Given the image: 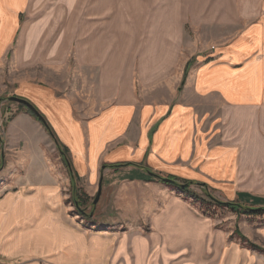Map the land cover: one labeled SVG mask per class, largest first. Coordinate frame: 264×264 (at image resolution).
<instances>
[{"label":"crops","instance_id":"0c3cea01","mask_svg":"<svg viewBox=\"0 0 264 264\" xmlns=\"http://www.w3.org/2000/svg\"><path fill=\"white\" fill-rule=\"evenodd\" d=\"M187 26L201 39L188 41ZM11 51L0 95L44 115L87 194L101 183L100 203L144 214L160 244L168 230L176 240L182 227L205 228L213 252L187 264H264L211 220L183 221L185 199L150 174L264 207V0H0V75ZM12 102L0 264H111L124 235L69 213L70 173L53 166L42 122ZM253 235L264 244V225Z\"/></svg>","mask_w":264,"mask_h":264},{"label":"rangeland","instance_id":"374dc122","mask_svg":"<svg viewBox=\"0 0 264 264\" xmlns=\"http://www.w3.org/2000/svg\"><path fill=\"white\" fill-rule=\"evenodd\" d=\"M186 29L189 34L187 37L188 41L191 40L195 42L196 40L201 39L200 34L197 35L190 26H187ZM11 59L12 51L9 53L6 60L10 61ZM9 61L6 62V65L2 66L0 84L8 81L6 73ZM12 86L13 84H9L7 87L12 88ZM11 96L12 95L8 94L0 95V135L4 140L3 144H5L3 132L7 122L12 116V114L8 113L9 110H11V107L8 106V101L12 102V100L9 99ZM12 103L16 102L13 101ZM48 134L52 140V145L56 146L58 149H56L55 152L50 153L49 157L55 162L53 166L67 177L68 172L70 173V171L65 165V161L61 160L62 154L57 146L59 141L56 135L54 137L49 131ZM161 176L167 177V175ZM77 185L78 199L81 201V209L85 214L82 215L75 206L72 179L70 185L67 186L65 200L66 204L69 206V213L74 216L77 221L90 229L102 231L106 234L118 233L124 235L121 241L122 243L119 244L124 245L123 249L116 252L114 250V259L111 264H187L194 262V256L197 254L195 251L207 256L212 254V243L214 240L211 235L208 237L209 231L205 232V228H202L201 225L199 235L195 234V227H192V225L182 227L183 231L181 230L178 232L180 238L176 240L168 237L169 233L173 234V231L171 232L168 230L166 232L167 235H164L167 242L160 244L157 241L159 238L158 230L151 227L149 220L144 214L133 212L120 213L111 207L108 198H102L104 202L103 204L100 203L102 194L100 195L98 202L95 204L94 200L97 194L90 196L87 194L85 186L78 183V181ZM203 186L205 185L201 183H193L185 190L182 187L172 186L185 199V207H187V209L183 210V221L186 220L190 223L195 215L203 221L209 219L212 221V233L215 234L217 231L224 233L227 243L238 244L242 248H248L259 254H264V244L261 241L256 240L253 235L255 225H264V214H244L240 210H233L226 205L219 204L217 201H232H227L224 198L215 195L213 191L205 189ZM190 213L192 214V218L189 217ZM137 225H141V227H136ZM253 245H256L257 248ZM140 256H144V259L141 260L139 258Z\"/></svg>","mask_w":264,"mask_h":264},{"label":"trees","instance_id":"16d2710c","mask_svg":"<svg viewBox=\"0 0 264 264\" xmlns=\"http://www.w3.org/2000/svg\"><path fill=\"white\" fill-rule=\"evenodd\" d=\"M185 83V79L182 83V86L183 84ZM24 105V104H23ZM30 111L32 112V114L40 121L42 122V124L46 127V129L55 137V134H54V131L52 129V127L50 126V124L48 123V121L46 120V118L44 117V115L41 113L42 117H44V119H42L40 116H38L35 112H33L31 109ZM0 140L2 142V144L4 143V140L3 138L1 137L0 135ZM61 154H62V157L66 163V166L68 167L69 171H70V175H71V179H72V187H73V192H74V195H75V206L77 207V209L79 210V212L84 215L85 212L82 211L81 209V205H80V202L79 199H78V185H77V177L74 173V169H73V166H72V163H71V160L68 156V150L65 146H63L60 142H58L57 144ZM154 177L166 182V183H170V184H173L177 187H181V185L183 184H193V181H181L180 179H178L177 177L175 176H167V177H162L161 175L157 174V173H153ZM184 190L185 189H188L187 188H183ZM217 203L219 204H223V205H226L230 208H232L233 210H240L242 213L244 214H252V215H259V214H264V207H249V206H245V205H242L240 203H235V202H221V201H217ZM255 248H257L256 245H253Z\"/></svg>","mask_w":264,"mask_h":264},{"label":"water","instance_id":"95a60500","mask_svg":"<svg viewBox=\"0 0 264 264\" xmlns=\"http://www.w3.org/2000/svg\"><path fill=\"white\" fill-rule=\"evenodd\" d=\"M10 100L12 101H15V102H18V103H21V104H24L26 105L29 109H31L33 112H35L38 116H40L42 119H44V117H42L40 111L35 107V105H33L30 101H28L27 99H24V98H20L18 96H11L9 98ZM151 175H154L152 172H150ZM190 184H183L181 185L182 188H187L189 187ZM101 189H102V184L100 183V187H99V193L98 195L96 196L95 200H94V203L96 204L100 198V195H101Z\"/></svg>","mask_w":264,"mask_h":264}]
</instances>
